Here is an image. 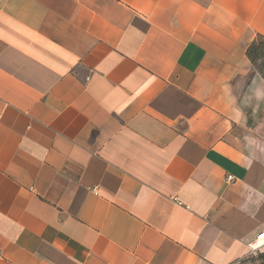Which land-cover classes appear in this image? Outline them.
I'll use <instances>...</instances> for the list:
<instances>
[{
	"label": "crops",
	"instance_id": "obj_1",
	"mask_svg": "<svg viewBox=\"0 0 264 264\" xmlns=\"http://www.w3.org/2000/svg\"><path fill=\"white\" fill-rule=\"evenodd\" d=\"M259 35L264 0H0V264L253 258Z\"/></svg>",
	"mask_w": 264,
	"mask_h": 264
},
{
	"label": "trees",
	"instance_id": "obj_2",
	"mask_svg": "<svg viewBox=\"0 0 264 264\" xmlns=\"http://www.w3.org/2000/svg\"><path fill=\"white\" fill-rule=\"evenodd\" d=\"M259 39L254 40L247 49V55L252 62V64L256 67L257 71L262 75L264 78V69L260 68L257 64L258 58L264 59V36L259 35L257 36ZM264 258V256H262ZM261 264H264L262 262Z\"/></svg>",
	"mask_w": 264,
	"mask_h": 264
},
{
	"label": "rangeland",
	"instance_id": "obj_3",
	"mask_svg": "<svg viewBox=\"0 0 264 264\" xmlns=\"http://www.w3.org/2000/svg\"><path fill=\"white\" fill-rule=\"evenodd\" d=\"M258 39H259L258 37L255 38V40H258ZM257 64L260 68L264 69V59L263 58H258ZM262 256H264V253L261 251H257L255 252V255L253 258L246 259L238 264H261L262 262H264V258ZM257 259H260L261 262H258Z\"/></svg>",
	"mask_w": 264,
	"mask_h": 264
},
{
	"label": "built area",
	"instance_id": "obj_4",
	"mask_svg": "<svg viewBox=\"0 0 264 264\" xmlns=\"http://www.w3.org/2000/svg\"><path fill=\"white\" fill-rule=\"evenodd\" d=\"M263 246H264V230L260 234H258L252 242H250V248L252 252L259 251Z\"/></svg>",
	"mask_w": 264,
	"mask_h": 264
}]
</instances>
